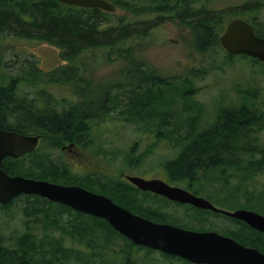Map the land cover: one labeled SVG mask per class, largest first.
I'll list each match as a JSON object with an SVG mask.
<instances>
[{
	"label": "rangeland",
	"instance_id": "374dc122",
	"mask_svg": "<svg viewBox=\"0 0 264 264\" xmlns=\"http://www.w3.org/2000/svg\"><path fill=\"white\" fill-rule=\"evenodd\" d=\"M136 1L141 5L138 3L135 11L120 8L118 14L123 15L126 22H137V26L148 25L150 28H147V34L139 33L124 39L120 45L122 49L130 48L128 57L145 64L144 71L123 74L121 70L129 64V58L117 57L115 52L107 58L106 49H91L86 51L89 56L85 58V64L76 66L78 70L73 80L49 81L48 76H57V70L64 65L59 54L61 48L47 41L11 33L0 37V74L6 76L2 81L14 79L18 87L16 92L40 109L51 110V107H55L61 110L70 102H87L91 104L92 110L94 107L97 110L105 90L116 94L128 92L137 84L155 90L157 82L153 84L147 78H158L164 81L162 86L168 91L164 90L167 93L162 108L177 116L178 127L188 124L184 119L189 118V109L185 111L184 106L192 107L195 111L191 122L198 129L213 123L218 111L228 106L246 104L250 110L264 113V66L253 62L250 56L228 52L232 56L226 55L219 41L222 49L215 44L198 49L193 39L194 33L200 36L203 29L192 25L189 20L174 16V9L166 12L161 10L165 6L159 10L160 5H155L152 10H146L144 8L148 0ZM200 3V0H193L192 4L189 1L188 6L199 9ZM244 5L247 7L241 8ZM213 6L226 14L242 13L264 21V6L256 11L249 0H215ZM34 64L39 70L33 69ZM17 76L19 78L15 79ZM121 85L123 87H119ZM172 88H179L181 92L182 89L186 91L191 88V91L189 95L183 94L182 98L181 94L172 92ZM169 120L171 122L173 118ZM155 122L146 118L132 120L128 114L116 108L109 111V115L100 122L89 121L86 138L90 137L91 143L88 146L80 145L82 148L79 151L83 152L81 157L61 151V145L56 147L53 139L43 138L36 155L41 157H21L18 161L22 166L20 171H27L29 175L54 177L39 168L41 160H45L49 162L47 165L61 167L57 176L61 182L66 177L75 179L76 176H82V181L88 182L87 187L92 183L97 184L100 187L95 191L105 190L108 193L111 185L115 182L120 184L119 180L124 179L120 177L121 173L166 179L161 163L175 158L184 142L178 144L172 139L170 132L175 128L173 125L161 126ZM255 126H252L254 131L248 132L249 141L255 140L253 143L264 145V128ZM9 161L12 165L17 162ZM207 174V177H197L193 181L183 177L171 182L189 185L198 192H220L222 194L215 198L222 206L246 208L257 204L258 209H253L264 213V172L257 177L246 174L242 178L240 175L235 176L231 170L218 168ZM123 189L130 194L135 191L129 183H125ZM133 199L117 196L115 200L123 202L126 207L135 208ZM61 209L59 205L38 201L30 194H21L6 204H0V240L6 246H14L17 236L23 232L34 234L38 240L44 239L43 246L50 264L132 263L131 256L122 251L125 246L121 235L111 234L107 225L105 232L96 218H91L92 221L89 215L84 214L85 219L75 212L68 213ZM80 221L88 222L91 225L89 230L80 226L81 231L75 232L71 224L77 225ZM98 228L101 230L94 232ZM90 230L93 231L88 234ZM252 243L264 251V241L254 239ZM57 245L62 246V250L57 249ZM131 253L134 264H138L141 252L132 249Z\"/></svg>",
	"mask_w": 264,
	"mask_h": 264
},
{
	"label": "trees",
	"instance_id": "16d2710c",
	"mask_svg": "<svg viewBox=\"0 0 264 264\" xmlns=\"http://www.w3.org/2000/svg\"><path fill=\"white\" fill-rule=\"evenodd\" d=\"M108 1L119 9L125 8L130 11H135L139 3L136 0ZM189 1L192 4L193 0H169V2L167 0H157V3L156 0H148V4L144 9L152 10L155 5L157 7L160 5L159 10L165 6L166 9L161 10H166V12L174 9V16H179L181 20H189L192 25L203 29L200 36L194 33L193 39H195L198 49H205L211 44L221 48L218 39L224 28L223 25L225 26L233 18H242L250 22L254 33L264 39V21L255 20L254 17L250 18L242 13L235 14L232 12V15L230 13L226 14L222 9L213 6L215 0H200L199 9L189 7ZM249 2L253 4L252 7L256 11L264 6V0H249ZM246 7V5L241 6L243 9ZM142 23L145 24V22ZM137 24V22L136 24L126 22L125 17L119 15L118 12L67 5L58 0H0V37L3 34L13 33L17 36L47 41L61 48L59 54L64 61V65H61L62 68L57 70V76H48L49 81L64 82L73 80L77 74V67L85 64L84 60L89 56L86 51L91 49H106L107 58L110 57L112 52H115L117 57L129 58V64L121 70L123 74H134L136 70L144 71L145 64L128 57L131 53L130 48L122 49L120 45L124 39L134 37L139 33L143 35L148 33L149 29L147 28H150V26L140 27ZM226 55L232 56L227 52ZM1 60L2 55L0 54V64ZM251 60L264 66V63L257 58L251 57ZM33 69L39 70L35 64ZM4 77L6 76L0 74L1 128L14 130L23 135H38L41 138L40 141L43 138H51L57 145L56 147L69 142L88 146L91 143L90 137L86 138L89 121L98 120L100 122L109 115V111L120 108L132 120L134 118H146L148 121L158 122L161 126L173 125L172 127H175L173 132H170L173 135L172 139L178 141V144L184 142V147L182 144L175 158L161 163L164 176L169 181H178L183 177L193 181L197 177H207L208 171L218 168L231 170L235 176L240 175L242 178L246 174L251 176L254 174L257 177L264 172V145L253 143L255 140L249 141L248 134V132L254 131L252 127L254 125L264 128V113L250 110V107L246 104L228 106L227 109L218 111L214 122L200 129L191 122L193 115H195L193 108L184 106L185 111L189 109V112H187L190 116L184 119L188 124H181L184 126L178 127L175 119L177 116L162 108L161 104L166 102L165 98L168 91L162 86L165 84L164 81L158 78H147L153 84L157 82L158 87L155 86V90H152L151 87L138 86V84L128 92L122 91L116 94V92L109 93V90H105L103 100L100 103L101 106L97 110H95V107L92 110L91 104L88 105L87 102H70L61 110H56L55 107H51L50 110L47 108L40 109L36 104L32 105L26 97L16 92L18 87L15 85L14 79L3 82L2 78ZM18 78L17 76L15 79ZM119 87H123V85ZM172 89V92L181 94V96L183 94L189 95L191 91V88L186 91L182 89V92L179 88ZM100 109L101 111H98ZM91 113L96 114L93 116ZM170 117L173 118L171 122ZM175 124L177 126H174ZM38 149L39 145L34 151L25 153L20 157H5L0 166L10 175L20 174L25 177L61 184H77L92 191H98L99 185H93L92 183L89 185L90 187H87L88 182H83L84 177L82 178V176H76L75 179L66 177V180L61 182L57 178L61 167L53 164L47 165L49 162L47 163L45 160H41L39 168L49 175H55L54 177L29 175L27 171H20L22 166L18 163L19 159L24 158L25 155L33 157L38 155ZM9 159L16 160V164L12 165ZM33 160L37 162L35 159ZM37 165H39V162H37ZM86 179L88 180V178ZM115 183L108 188L109 193L105 190L101 193L113 200L117 196H122L125 199L133 197L132 194L123 189V185L121 186L124 183ZM30 196L38 201L48 202L53 206L59 205L62 211L75 212L78 216L85 218L84 214L73 211L65 205L47 201L37 195ZM258 207L255 204L254 207L247 206L246 208L258 209ZM88 218H96L103 229L106 225L108 226L107 222L101 218L90 215ZM86 221H80L77 225L71 224L73 230L78 232V230L81 231L80 226L86 229L91 227ZM101 228L95 229L94 232H99ZM107 228L111 234H118L109 226ZM92 231L90 230L88 234ZM121 238L125 246L122 251L131 256L130 262L132 263L130 264H134L131 251L132 249L138 251L140 248L122 236ZM41 240H38L34 234H28L27 231L23 232L21 236H17L14 246H6L0 240V264H50V260L46 257L47 251L43 246L44 239ZM253 240L251 239L250 242L244 244L259 249L256 244L252 243ZM56 247L62 250V246L57 245Z\"/></svg>",
	"mask_w": 264,
	"mask_h": 264
},
{
	"label": "water",
	"instance_id": "95a60500",
	"mask_svg": "<svg viewBox=\"0 0 264 264\" xmlns=\"http://www.w3.org/2000/svg\"><path fill=\"white\" fill-rule=\"evenodd\" d=\"M58 1L67 5L99 8L108 12L118 10L108 0ZM219 43L229 54H244L264 63V39L257 36L251 24L242 18H234L225 25L219 36ZM38 140V135H23L14 130L0 128V164L6 156L18 157L33 151ZM127 179L142 190H150L180 202H189L197 207L218 210L209 201L181 187L169 185L160 178L127 175ZM21 194L37 195L76 211L101 217L135 244L160 249L193 262L264 264L263 252L255 247L244 246L215 231L195 232L169 224L154 223L116 204L109 197L87 190L80 185L55 183L20 174L10 175L0 166V204H6ZM221 211L264 231V216L251 209Z\"/></svg>",
	"mask_w": 264,
	"mask_h": 264
},
{
	"label": "flooded vegetation",
	"instance_id": "af4514ba",
	"mask_svg": "<svg viewBox=\"0 0 264 264\" xmlns=\"http://www.w3.org/2000/svg\"><path fill=\"white\" fill-rule=\"evenodd\" d=\"M2 129H6V128H2ZM80 148L82 147L79 144H76L75 142H69L61 145L60 150L63 152L70 153L73 156L81 157L83 155V152L79 151ZM125 176L126 175H121L120 177H124V179L119 181L120 183H124V184L129 183L130 186H132V188L135 190L132 192L133 195L132 198H134L133 202L136 205V207L135 208L126 207L123 202L122 204L116 200H114V202L121 205L125 209L131 211L132 213L138 214L141 217H144L145 219H148L154 223L169 224L171 226L179 227L181 229H185L189 231H195V232L215 231L220 235L234 239L235 241L239 242L244 246H250V245H245L244 243L250 242L251 239H258L260 241H264V231H260L256 228H253L250 225H248L245 221L227 215L223 211H221V210L233 211L235 209H240V208H244V209H251V208H245V207L230 208L224 205L222 206L220 201H218L217 198H215L218 194H222L220 192H212V193L202 192V191L198 192L195 190H191L190 189L191 186L189 185L181 186L174 184L167 179H162L169 185L179 186L187 190L191 194L199 196L209 201L213 206H215L218 209L217 211H214L209 208L197 207L189 202H180L177 200H173L153 191L141 190L134 184L127 181L125 179ZM124 184H121V186ZM73 185H77V184H73ZM84 188L90 190L86 187ZM96 193H101V192H96ZM71 210L76 211L72 208ZM251 210L264 216V213L260 212L259 210H255V209H251ZM85 215H89V214H85ZM121 236L127 239L128 241H130L125 236L123 235ZM131 243L140 248L139 252L141 253L138 264H207L201 262H193L181 256L172 253H167L160 249L152 248L147 245H141V244L136 245L133 242ZM258 250L264 253V251L260 249Z\"/></svg>",
	"mask_w": 264,
	"mask_h": 264
},
{
	"label": "bare ground",
	"instance_id": "6f19581e",
	"mask_svg": "<svg viewBox=\"0 0 264 264\" xmlns=\"http://www.w3.org/2000/svg\"><path fill=\"white\" fill-rule=\"evenodd\" d=\"M188 4V3H187ZM185 88H186V86H185Z\"/></svg>",
	"mask_w": 264,
	"mask_h": 264
}]
</instances>
